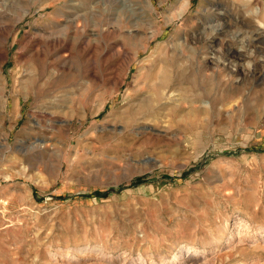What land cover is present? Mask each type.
I'll list each match as a JSON object with an SVG mask.
<instances>
[{
	"label": "rangeland",
	"instance_id": "rangeland-1",
	"mask_svg": "<svg viewBox=\"0 0 264 264\" xmlns=\"http://www.w3.org/2000/svg\"><path fill=\"white\" fill-rule=\"evenodd\" d=\"M187 2L0 0V264H264V0Z\"/></svg>",
	"mask_w": 264,
	"mask_h": 264
},
{
	"label": "bare ground",
	"instance_id": "bare-ground-1",
	"mask_svg": "<svg viewBox=\"0 0 264 264\" xmlns=\"http://www.w3.org/2000/svg\"><path fill=\"white\" fill-rule=\"evenodd\" d=\"M187 4H188V6L190 5V0H188V2H187ZM134 12V11H133ZM149 37V36H148ZM64 41V40H63ZM62 41V42H63ZM66 41V40H65ZM145 48V47H144ZM146 49V48H145ZM177 54V53H176ZM181 55V54H180ZM0 56H4L5 57V55H3L1 52H0ZM176 58V57H175ZM171 60V59H170ZM164 61V60H163ZM177 65V64H176ZM170 77V76H169ZM162 78V77H161ZM196 80V79H195ZM163 82V81H162ZM177 96V95H176ZM4 99V98H3ZM152 102H150L149 104H148V107H152ZM173 112V111H172ZM193 120V119H192ZM34 144H36V143H34ZM34 149H35V147H34ZM39 150V149H38ZM36 154V153H35Z\"/></svg>",
	"mask_w": 264,
	"mask_h": 264
},
{
	"label": "trees",
	"instance_id": "trees-1",
	"mask_svg": "<svg viewBox=\"0 0 264 264\" xmlns=\"http://www.w3.org/2000/svg\"><path fill=\"white\" fill-rule=\"evenodd\" d=\"M147 179V177L146 176H140V177H138L137 179H136V181H135V183H142V182H144L145 180ZM99 193V192H98Z\"/></svg>",
	"mask_w": 264,
	"mask_h": 264
}]
</instances>
